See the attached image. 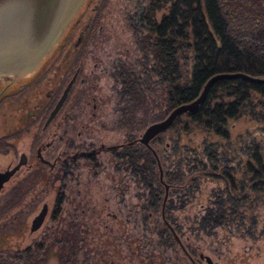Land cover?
Wrapping results in <instances>:
<instances>
[{"label":"rangeland","instance_id":"1","mask_svg":"<svg viewBox=\"0 0 264 264\" xmlns=\"http://www.w3.org/2000/svg\"><path fill=\"white\" fill-rule=\"evenodd\" d=\"M170 4L171 0L154 11L153 20L156 23L167 13ZM146 6L145 0H97L94 11L91 12V15L94 16L93 31L86 39L81 55L84 59L83 72L86 75H91L90 83L94 84L92 95L102 111L98 117L105 116L106 123L112 122L113 114L110 110L115 107L116 102L115 94L112 91L114 84L109 77L111 64L114 62L125 64L128 72H135L136 77L140 79L142 95L132 103L130 100L128 101V133L135 134H140L149 124L162 120L169 113V111L166 112L165 104L167 82L161 80L159 76L157 77L152 68L154 64L149 47L154 36L151 34L150 43L146 45L144 38L148 33L147 24L139 22L140 20L137 19L138 13L143 11ZM231 32L234 40L236 36V40L240 44L248 42L249 45H258V47H262L264 44V38L258 39L254 33L249 34L245 31L235 35V18L232 22ZM187 42L191 43V40L187 39ZM176 57L180 70L177 80L179 84L183 85L190 77L193 63L191 51L182 45L177 50ZM6 77L11 78L10 76ZM24 77L27 76L23 75L19 79ZM88 99L89 106L81 104L83 113L80 122L84 125L92 122L89 119L91 100ZM262 105L264 106V99L252 96L250 104L243 107L242 113L238 117L226 120L222 126L226 135L223 137L192 124L184 115L180 116L173 126L156 136L150 143V147L159 160L163 183L167 186L165 199L175 202L176 205L180 201L184 202V209L168 210L166 216L178 217L181 220L187 214L190 219H193L195 216L199 217L203 208L210 206L212 202L228 201L230 198L239 204L238 210L242 211L245 217L257 220L255 233L260 231L264 220V181L254 180L251 174L246 171V166L252 164L250 150L255 146L259 148L264 165V122L261 119L264 110ZM97 127L95 124L94 132L102 140L113 141L118 135L115 133L117 129H114L112 133L107 131V133H100ZM30 144L31 140L26 137L21 139L16 145L17 155L22 151L27 152ZM16 160L17 156L13 157L12 152L0 154V169H4L8 164L14 165ZM102 160L107 164L106 159L102 158ZM106 172L107 174L103 171L98 172L94 178L89 175L88 181L85 173L82 172L79 178L81 196L85 197L86 203L84 214L78 217L79 231L82 235H86V239L82 251L76 254L77 258L81 260L86 255V262L90 264L89 257L91 260L93 258L91 252L94 251V246L98 245L100 237L104 239L101 236L103 234L109 237V242L112 241L116 250L120 251L121 255L123 254L124 247H120L118 242H114L111 236V234L117 233L118 226L107 219L104 223H108L107 225L111 223V226H108L110 229L107 228L105 232L103 225H93L92 209L98 208L105 197L109 202H116L119 198L115 197L114 188L126 187L127 213H123L122 217L117 215V218L121 217L122 227L124 226L121 229H124L123 234L127 236L128 258L125 260L120 255H116V258L111 259L116 260L117 263L120 261L121 264L124 262L125 264H173L170 261L171 251L162 242L164 241L163 237L160 239L156 235L155 219H152L151 215L148 216L151 211L145 204L151 186L148 175L141 178L140 176L133 177L130 172L122 171L119 174H115L112 170H106ZM154 173L156 179L155 167ZM27 181L24 170L21 169L0 193V225L4 228L3 233H9L11 236L15 233V225L8 227L7 224L12 219L16 221V224L21 222L28 227L30 220L39 212L41 205L45 203L52 206L54 201V191L40 187L39 184H33L29 188L31 185ZM110 185L113 189L111 194L107 189ZM23 188L27 190L26 193L19 192L20 189L24 190ZM159 189L158 193L162 199L164 188L160 185ZM140 193H143L141 198L139 197ZM141 201L145 208L142 211L138 209L136 212L134 204ZM242 203L245 204L243 208L246 209L244 210L241 209ZM248 206L251 208L247 209ZM65 208L67 205H64L63 209ZM114 212L116 211L114 210ZM141 212L143 217H141ZM101 217L104 220L103 213ZM142 218H144L143 222ZM159 223L161 230L163 227L161 219ZM179 223L182 227L181 231L188 234L185 227L189 226L185 225V221H179ZM194 225L192 224V234L202 235L201 232L194 230ZM248 225V221L245 220L244 227L246 228ZM46 226L53 228V231L49 233L56 236L58 224L45 219L41 228L31 235L26 230L24 239L21 241L12 237L5 241L2 255L6 258L13 255L14 250L22 251L34 242L39 244ZM217 233L218 235L235 234V238L230 237L227 243L232 252L238 253L239 264H264V239H250L236 229L229 233L224 227L217 228ZM205 239L203 236V239L197 242L201 244ZM51 242L49 239L48 255L55 250L51 246ZM101 248L110 252L108 257L115 255L111 245L108 244V247ZM47 264L59 263L47 260Z\"/></svg>","mask_w":264,"mask_h":264},{"label":"flooded vegetation","instance_id":"2","mask_svg":"<svg viewBox=\"0 0 264 264\" xmlns=\"http://www.w3.org/2000/svg\"><path fill=\"white\" fill-rule=\"evenodd\" d=\"M91 3L92 0L85 2L34 74L21 79L5 76L0 79V114L3 112L4 118L10 120L0 122V154L12 152L13 157L17 156L14 165L8 164L4 169H0L2 173L16 167L8 180L3 183L0 193L21 169L24 170L27 182L31 185L29 188L33 184H39L40 187L51 189L55 193L52 206L45 203L41 205V208L45 206V215L35 231L30 232V223L26 227L21 222L16 224L12 219L7 224L8 227L15 225V233L11 236L9 233H3L4 228L0 225V264H19L17 262L23 259L29 261L36 251L40 252L38 264H47V260H54L59 264H89L86 262V255L83 256L85 259L81 260L76 256L82 251L86 239V235H82L79 231L78 217L84 214L86 208L85 197L81 196L79 188V178L84 172L88 181L89 175L94 178L98 172L103 171L107 174L106 170H112L115 174L122 171L130 172L133 177L141 178L148 175L151 183L148 200L145 202L146 207L151 210L148 216L151 215L152 219H155L156 235L160 239L163 237L162 242L170 249V261L173 264H239L238 253L232 252L227 243L230 237L235 238V234L218 235L217 228L224 227L229 233L236 229L250 239L263 240L264 220L260 231L255 233L257 220L245 217L244 213L238 210L239 204L230 198L228 201L212 202L210 206L203 208L199 217L195 216L193 219L187 214L181 220L178 217L166 216L168 210L184 209V202L180 201L176 205L175 202L165 199L167 186L163 183L159 160L150 147L156 136L145 146L140 141L144 131L140 134L128 133V101L132 103L138 100L143 90L135 72H128L125 64L121 62H114L110 66L109 77L114 84L112 91L116 97L115 107L110 110L113 114L112 122L106 123L105 116L98 117L102 111L92 95L94 84L90 83L91 75L83 72L84 59L81 56L83 45L93 31L94 16L91 15V11L94 10L85 9V6ZM74 19L76 24L72 27ZM37 72L39 74L34 77ZM156 76L158 77V74ZM88 98L91 100L89 119L92 122L84 125L80 122L83 113L81 104L89 106ZM5 113L8 115L5 116ZM95 124L100 133L106 131L112 133L117 129L115 132L118 133L117 137L113 141L102 140L94 132ZM25 137L31 140L28 151H22L17 155L16 145ZM102 158L106 159L107 164ZM154 167L157 171L156 179ZM160 185L164 188L162 199L158 193ZM23 189L19 192L26 193L27 190ZM107 189L111 194L113 190L111 185ZM114 190L115 197L119 199L116 202H109L105 197L98 208L92 209L94 219L92 224L103 225L104 232L107 228L110 229L108 226H111L110 222L109 225L104 223L106 219L116 224L117 233L111 236L114 242L124 247L123 254L121 255L112 241L109 242V237L103 234L101 236L104 239L100 237L98 245H95L94 251L91 252L93 258L91 260L89 257L90 264H121L120 261L117 263L111 258H116V255H120L125 260L128 258L127 236L123 234L124 229H121V217L128 209L125 201L127 188L116 187ZM139 197H143V193H140ZM64 205H67V208L63 209ZM134 206L136 212L145 208L143 201L137 202ZM244 206L245 204L242 203L241 209H246L243 208ZM102 213L104 220L101 217ZM117 215L121 217L117 218ZM141 217H143L142 212ZM45 219L58 224L56 236L49 233L53 228L46 226L39 244L34 242L22 251L14 250L15 253L6 258L2 255L4 241H8L10 237L21 241L26 230L31 235L41 228ZM160 219L163 223L161 230ZM245 220L249 223L246 228ZM179 221H185V225L189 226L185 227L188 234L181 231ZM192 224H195L194 230L201 232L202 235L192 234ZM203 236L206 239L201 244L198 243L197 241H201ZM49 239L50 242L52 241L51 246L55 248L50 255H48ZM108 244L111 245L114 256L108 257L110 252L101 248L108 247ZM8 246L10 248V245ZM243 258L245 259L244 256ZM7 260L9 262H6Z\"/></svg>","mask_w":264,"mask_h":264},{"label":"trees","instance_id":"3","mask_svg":"<svg viewBox=\"0 0 264 264\" xmlns=\"http://www.w3.org/2000/svg\"><path fill=\"white\" fill-rule=\"evenodd\" d=\"M168 1L145 0L147 6L137 15L139 22L147 24L148 33L144 43L149 45L151 34L154 36L149 51L153 57V71L167 82L166 112L194 100L205 81L214 74L242 73L259 80H217L208 90L203 103L192 113L184 115L192 124L215 135L226 136L222 130L226 120L238 117L243 107L250 104L252 96L264 99V44L262 47L249 45L248 42L240 44L236 36L234 40L231 32L235 18V35L247 31L249 34H256L258 39H263L264 0H171L167 13L156 23L153 20L154 11ZM96 3L97 0H92L90 5L85 6L86 11H91L92 8L94 10ZM73 22L72 27L76 20ZM182 45L191 51L193 62L190 77L183 85L177 80L180 70L176 57V52ZM38 74L39 72L34 77ZM262 107L264 110L263 105ZM0 115V122L10 121L4 118L3 112ZM261 119L264 122V114ZM250 157L253 165L247 164L246 171L254 180L264 181V165L258 147L250 150ZM5 244L4 241L3 246ZM39 254L36 251L29 261L23 259L17 263L38 264Z\"/></svg>","mask_w":264,"mask_h":264},{"label":"water","instance_id":"4","mask_svg":"<svg viewBox=\"0 0 264 264\" xmlns=\"http://www.w3.org/2000/svg\"><path fill=\"white\" fill-rule=\"evenodd\" d=\"M85 0H0V77L19 79L33 74L47 57ZM221 79L259 82L242 73H217L209 77L199 95L173 108L160 121L149 124L141 142H148L167 130L179 116L192 113L204 101L210 87ZM16 167H14L15 169ZM14 169L0 173V189ZM43 205L30 222V232L39 228L45 215Z\"/></svg>","mask_w":264,"mask_h":264}]
</instances>
